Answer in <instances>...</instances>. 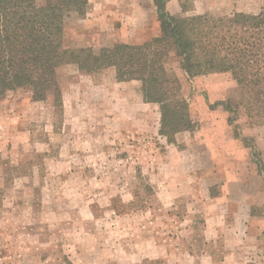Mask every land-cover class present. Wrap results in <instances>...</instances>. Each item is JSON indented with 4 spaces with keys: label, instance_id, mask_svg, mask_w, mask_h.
I'll return each instance as SVG.
<instances>
[{
    "label": "rangeland",
    "instance_id": "obj_1",
    "mask_svg": "<svg viewBox=\"0 0 264 264\" xmlns=\"http://www.w3.org/2000/svg\"><path fill=\"white\" fill-rule=\"evenodd\" d=\"M227 3L219 13L239 12ZM197 4L169 12L211 14ZM158 34L152 0H88L64 45L98 52ZM57 80L59 104L25 89L0 103V264H264V216L250 215L264 206V120L240 129L246 147L209 107L236 88L229 73L197 79L207 92L190 104L199 125L175 143L158 133V105L138 80L74 64Z\"/></svg>",
    "mask_w": 264,
    "mask_h": 264
},
{
    "label": "trees",
    "instance_id": "obj_2",
    "mask_svg": "<svg viewBox=\"0 0 264 264\" xmlns=\"http://www.w3.org/2000/svg\"><path fill=\"white\" fill-rule=\"evenodd\" d=\"M152 1L158 35L94 52L64 45L68 19L84 16L88 0H0V103L25 89L34 101L51 93L59 104L58 67L74 64L86 73L113 68L118 81L140 82L142 100L158 105V133L175 143L177 133L199 125L190 104L207 92L197 79L229 73L236 88L209 107L225 111L233 137L252 148L240 129L264 120V11L179 16L167 10L169 0ZM240 119L242 123L237 122ZM255 163L264 175L261 159ZM250 215L264 216V206H251ZM259 239L264 246V232Z\"/></svg>",
    "mask_w": 264,
    "mask_h": 264
},
{
    "label": "crops",
    "instance_id": "obj_3",
    "mask_svg": "<svg viewBox=\"0 0 264 264\" xmlns=\"http://www.w3.org/2000/svg\"><path fill=\"white\" fill-rule=\"evenodd\" d=\"M199 4H197V9L200 10H208L211 12L213 16H221L223 13H219L222 9L226 10V3L233 4V8L236 11L244 12V13H257L259 9V2L261 0H247L246 2H242V0H197ZM182 0H169L167 2V10H171L174 12H179L181 10ZM223 6V7H221ZM215 11H218L219 14H215Z\"/></svg>",
    "mask_w": 264,
    "mask_h": 264
}]
</instances>
